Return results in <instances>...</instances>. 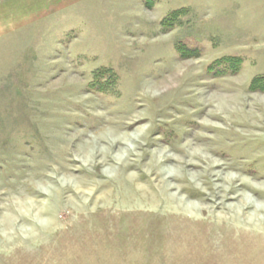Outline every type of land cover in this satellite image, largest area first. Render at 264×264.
<instances>
[{
    "label": "rangeland",
    "instance_id": "rangeland-1",
    "mask_svg": "<svg viewBox=\"0 0 264 264\" xmlns=\"http://www.w3.org/2000/svg\"><path fill=\"white\" fill-rule=\"evenodd\" d=\"M0 264H264V0H0Z\"/></svg>",
    "mask_w": 264,
    "mask_h": 264
}]
</instances>
